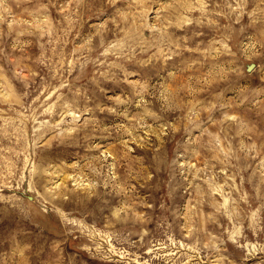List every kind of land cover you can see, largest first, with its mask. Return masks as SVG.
<instances>
[{
    "label": "rangeland",
    "instance_id": "obj_1",
    "mask_svg": "<svg viewBox=\"0 0 264 264\" xmlns=\"http://www.w3.org/2000/svg\"><path fill=\"white\" fill-rule=\"evenodd\" d=\"M0 264H264V0H0Z\"/></svg>",
    "mask_w": 264,
    "mask_h": 264
}]
</instances>
